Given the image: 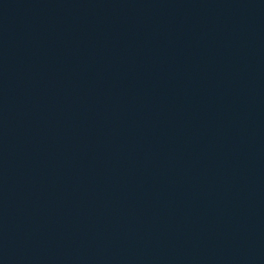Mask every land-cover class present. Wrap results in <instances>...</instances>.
<instances>
[{
	"label": "water",
	"instance_id": "95a60500",
	"mask_svg": "<svg viewBox=\"0 0 264 264\" xmlns=\"http://www.w3.org/2000/svg\"><path fill=\"white\" fill-rule=\"evenodd\" d=\"M0 264H264V0H0Z\"/></svg>",
	"mask_w": 264,
	"mask_h": 264
}]
</instances>
